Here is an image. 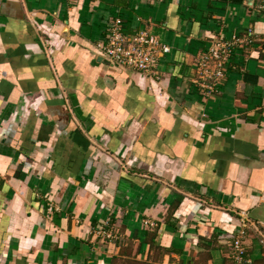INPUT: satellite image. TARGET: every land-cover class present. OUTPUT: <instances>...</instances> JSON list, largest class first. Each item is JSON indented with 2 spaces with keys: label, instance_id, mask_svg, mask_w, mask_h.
<instances>
[{
  "label": "crops",
  "instance_id": "crops-1",
  "mask_svg": "<svg viewBox=\"0 0 264 264\" xmlns=\"http://www.w3.org/2000/svg\"><path fill=\"white\" fill-rule=\"evenodd\" d=\"M115 16L159 78L98 49ZM241 232L264 264V0H0V264H236Z\"/></svg>",
  "mask_w": 264,
  "mask_h": 264
},
{
  "label": "built area",
  "instance_id": "built-area-1",
  "mask_svg": "<svg viewBox=\"0 0 264 264\" xmlns=\"http://www.w3.org/2000/svg\"><path fill=\"white\" fill-rule=\"evenodd\" d=\"M107 26L105 37L97 44L101 53L117 65L153 74L159 78L157 69L160 59L169 53L171 48L146 29H140L133 34L125 33L124 22L119 16L111 18ZM251 33L252 30H249L248 35ZM248 41V36L245 38L235 35L231 40L219 41L196 56L197 68L202 79L208 78L214 82L208 85L202 81L209 93L214 91L218 81L227 77L229 63L235 50L244 47ZM212 61L215 65L210 64ZM244 240V232H241L232 242L236 264H242L246 258L247 247Z\"/></svg>",
  "mask_w": 264,
  "mask_h": 264
}]
</instances>
